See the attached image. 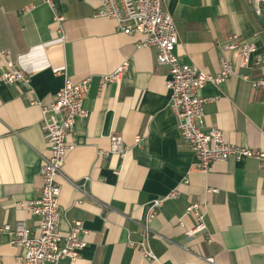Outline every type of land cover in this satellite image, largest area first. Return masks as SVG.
Returning <instances> with one entry per match:
<instances>
[{
  "label": "crops",
  "instance_id": "1",
  "mask_svg": "<svg viewBox=\"0 0 264 264\" xmlns=\"http://www.w3.org/2000/svg\"><path fill=\"white\" fill-rule=\"evenodd\" d=\"M55 5L66 19L63 36L42 0H0V49L10 52L35 91L31 96L23 83L0 84V226L23 221L35 235L38 230L25 204L42 194L40 170L49 145L41 108L30 102L50 104L65 78L79 83L91 77L84 103L89 115L68 137L74 149L63 169L88 195L60 180V231L68 234L80 221L86 246L76 261L59 264H264V172L258 161L231 158L201 171L178 129L166 87L169 68L158 64V50L138 47L142 35L124 34L112 19L95 17L99 0ZM28 6L33 8L24 11ZM164 9L175 21L183 63L210 74L222 70L223 59L233 65L226 83L201 92L219 97L206 106L205 130L217 129L231 144L264 153V90L242 79H256L260 70L253 57L243 66L239 51L226 49L237 35L255 43L264 58V31L250 0H165ZM126 61L120 81L102 88L101 78ZM6 68L1 61L0 76ZM112 136L128 147L124 158L110 152ZM137 136L144 138L142 148L135 146ZM160 198L167 200L150 225L158 261H149L129 243L142 240L148 207ZM195 202L202 204L208 233L188 237L197 222L186 209ZM22 254L0 234V264H23Z\"/></svg>",
  "mask_w": 264,
  "mask_h": 264
},
{
  "label": "built area",
  "instance_id": "2",
  "mask_svg": "<svg viewBox=\"0 0 264 264\" xmlns=\"http://www.w3.org/2000/svg\"><path fill=\"white\" fill-rule=\"evenodd\" d=\"M42 1L53 11L56 33L63 36L66 19L56 8L55 3L58 0ZM99 1L101 5L95 17L112 19L116 22L117 30L124 34L142 35L144 40L138 47L156 48L158 64L169 68L166 87L170 96V106L177 115L178 129L183 142L191 147L197 157V167L207 173L214 163L226 162L231 158L237 161L249 158L258 161L260 170L264 172V153L233 145L225 139L221 131L204 128L206 106L219 97L205 98L201 92L208 84L221 86L226 83L234 73L232 63L223 59L222 70L217 74L206 73L196 66L183 63L176 54L179 34L173 17L164 9L165 0ZM31 8L33 6H28L24 11H29ZM226 49L238 50L243 66L249 65L253 57L254 66L259 68L260 76L251 79L250 76L243 75L242 79L249 82L255 90H264V58L258 53L257 45L253 42L239 41L238 36L233 35ZM1 61L6 62L7 68L0 76V84L23 83L28 86V93L34 96L35 91L31 86L30 78L12 61L9 51L0 49ZM128 67L129 62L126 61L114 74L102 77L100 82L102 88L106 83L120 81ZM91 80L92 78L88 77L79 83H73L65 78L63 87L52 103L45 104L35 98L30 102L31 106L41 108L42 127L49 145V155L43 156L40 170L43 181L42 194L36 200L25 204L28 214L38 220V230L35 235L23 221L14 225L0 226V234L8 235L10 243L23 251L19 257L23 264H59L66 258L74 262L86 246L82 238L85 232L80 221H74L68 234H62L60 231L62 217L60 180L65 179L84 196L88 195L80 186L64 176L63 169L68 154L74 149L68 137L75 133L76 121L85 119L89 115L84 103L90 90ZM110 140L112 145L110 152L124 158L128 147L122 138L112 136ZM143 141L142 136H137L135 146L142 148ZM208 192L219 191L209 189ZM166 200L167 198H160L151 203L142 225V240L129 243L131 248L139 250L149 261H158L150 244V225ZM201 208L202 204L195 202L186 209V215L193 216L197 222L193 228L187 230L188 237L208 233L205 215L201 212ZM180 225L184 226L183 223ZM208 262L213 264L214 260L209 259Z\"/></svg>",
  "mask_w": 264,
  "mask_h": 264
},
{
  "label": "water",
  "instance_id": "3",
  "mask_svg": "<svg viewBox=\"0 0 264 264\" xmlns=\"http://www.w3.org/2000/svg\"><path fill=\"white\" fill-rule=\"evenodd\" d=\"M250 5L259 25L264 31V15L262 12V5H264V0H250Z\"/></svg>",
  "mask_w": 264,
  "mask_h": 264
},
{
  "label": "trees",
  "instance_id": "4",
  "mask_svg": "<svg viewBox=\"0 0 264 264\" xmlns=\"http://www.w3.org/2000/svg\"><path fill=\"white\" fill-rule=\"evenodd\" d=\"M262 12H263V15H264V5H262Z\"/></svg>",
  "mask_w": 264,
  "mask_h": 264
}]
</instances>
